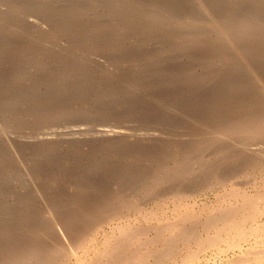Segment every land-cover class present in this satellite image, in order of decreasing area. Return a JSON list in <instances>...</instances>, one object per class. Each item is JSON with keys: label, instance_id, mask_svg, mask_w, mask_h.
<instances>
[{"label": "rangeland", "instance_id": "1", "mask_svg": "<svg viewBox=\"0 0 264 264\" xmlns=\"http://www.w3.org/2000/svg\"><path fill=\"white\" fill-rule=\"evenodd\" d=\"M263 112L264 0H0V264L72 260L64 225L97 247L108 234L125 242L126 219L106 225L114 209L144 207L129 231L155 236L164 223L144 214L174 221L172 192L197 203L200 224L180 227L204 239L203 221L241 206L232 185L264 194ZM253 219L248 234L263 231L237 249L191 241L201 254L191 264H246L264 248V213ZM177 249L158 264H184L188 248Z\"/></svg>", "mask_w": 264, "mask_h": 264}, {"label": "bare ground", "instance_id": "2", "mask_svg": "<svg viewBox=\"0 0 264 264\" xmlns=\"http://www.w3.org/2000/svg\"><path fill=\"white\" fill-rule=\"evenodd\" d=\"M36 24V23H35ZM264 113V112H263ZM262 116H264V114H262ZM262 116H260V117H262ZM254 117V116H253ZM248 118V117H247ZM249 119V118H248ZM256 119V118H255ZM262 119H264V118H261L260 119V121L262 120ZM257 120V119H256ZM255 120V121H256ZM250 121H251V118H250ZM254 121V120H253ZM249 121L247 120L246 121V123H248ZM252 122V121H251ZM255 123H257V121L256 122H254V124ZM260 123H262V122H260ZM251 125V124H250ZM252 126V125H251ZM260 127H261V125H259ZM264 126V125H263ZM262 128H264V127H262ZM257 130H258V127L256 128ZM74 134H75V132H74ZM76 135H78V133L76 132ZM89 135V134H88ZM91 135V134H90ZM79 136V135H78ZM87 136V135H86ZM84 137V136H83ZM255 149H259V148H255ZM264 165V164H263ZM262 166V165H261ZM264 167V166H263ZM257 171V170H256ZM259 171V170H258ZM264 170H262L260 173H261V175H262V172H263ZM259 173V174H260ZM164 175V174H163ZM150 176V175H149ZM149 176H147L148 177V179H149ZM161 176H162V174H161ZM146 177V178H147ZM159 177H160V175H159ZM262 177H264V172H263V176ZM156 178V177H155ZM259 178H260V176H259ZM142 179V178H141ZM144 179H145V177H144ZM151 179H154L153 177L152 178H150V180ZM264 179V178H263ZM260 181L262 180V179H259ZM143 182V181H142ZM153 182H157V179H155V181L153 180ZM255 182V181H254ZM258 182V181H257ZM263 182V181H262ZM261 182V183H262ZM256 183V182H255ZM143 184H144V182H143ZM148 184V183H147ZM155 184V183H154ZM154 184H152L153 186H154ZM263 184V183H262ZM156 185V184H155ZM147 186V185H146ZM259 186V185H258ZM257 186V187H258ZM148 187H151V185H148ZM148 187L145 189H143V191H145V190H147L148 189ZM254 187H255V184H254ZM261 187V186H260ZM227 188V187H226ZM232 189H229V191H230V196H228V197H231V199H235L236 201H238L239 203H241V206H235L234 205V209L233 208H231L230 206V209H227L226 211L224 210L218 217H216L215 219H213V218H210V219H207V220H205V221H203V224L201 223V225H203V227H204V229L206 230V231H209V230H214V234L211 236L210 234H209V232H206L205 231V238L203 239V238H201V240H200V238H197L194 234H195V231L194 230H191L190 231V229H188L189 231H187V230H184L185 228H186V226L184 227V225H182L181 227H184V228H181L180 227V225L183 223V224H186V223H190V224H192V222L194 221V219L197 217L196 215V217L194 218V214H193V212H192V208L194 207V205H197V203H195V201H194V203L192 204V206H191V204L189 205V204H187V203H185L186 202V200H185V198H186V196H185V198H184V200L185 201H183V195L184 194H186V193H182V192H180V191H176V192H180V196L179 195H175V192H174V194H170V196L172 195V196H176L175 198L173 197L172 199H178V200H176V201H173V202H175V203H173L172 205L174 206L172 209H171V212L173 213V218L175 217V220L174 221H172L171 222V220L170 221H168V216H167V218L165 217V216H162V213H160L159 212V210L158 211H156V209L154 210V211H152L153 209V207H151L149 210H151V211H148L149 213H146L147 215H145L144 214V216H145V221L146 222H151V221H158V222H160V223H158L157 222V224H162V223H164L163 225H161V227H160V225H158V229H155L156 230V232H155V236L153 235V236H151V237H148L147 236V233H148V230L146 229V228H143V229H145V230H143V229H137V230H135V231H129V229H131V227L128 225L130 222H131V218L133 217V215H134V217L135 216H139V215H141L142 214V210H143V208H142V210L139 212V211H135L134 210V212H133V215H126L124 212H123V214L124 215H122V214H119V212L117 213V211H115L114 212V210H113V212H111L110 211V213L112 214L111 215V217H108L110 220H108L109 222H107L106 223V225H109V224H113V222L115 221H117L118 219H122L121 221H123V220H127L126 221V224L124 225V226H121L122 225V223L121 222H119L120 220H118V222L119 223H121V225L119 226V228H118V225H117V227L116 226H114V227H116V228H118V229H120L119 231H121L120 233H121V235H123V234H127V237H126V235H124L125 236V242H120V240H118V241H115L114 239H115V237H116V235H115V237H113V236H110L109 234H108V236L106 235V236H104L103 237V242H101L102 243V246L100 245V246H95V243H94V241H95V238H87V237H85L84 235L83 236H74L73 234H69V232H68V228L66 229V228H64L65 227V225L63 226V228H62V226H60L61 228H60V236H61V238L63 239V240H65V241H68V243L72 246V248H73V250L75 251V253H74V256H75V259H74V256H73V258H72V260L71 259H67V256H64L63 254H64V252L65 251H63V256L65 257L64 258V260H62V261H58V262H56V263H53L51 260V262H49V259H47L48 261L47 262H49L48 264H149L150 263V261H152L153 260V262H155V264H158V262L160 261V262H162V261H170V260H173V259H175L176 257V255H175V250H177V251H179V249H177V247H178V245H183L184 246V249L186 250L187 248V254L186 255H183L182 256V258L184 259V264H191L192 262H197V260H199V258H198V255H201L200 253L199 254H197L198 253V251H195V249L193 248V250L195 251V252H191L190 251V249H191V247H190V243H191V241H195V245H196V247H197V249L196 250H201V249H203L204 247L206 248L207 246H209V247H211L213 244H214V247H215V244L217 243V244H219V245H221L220 243L221 242H223L224 243V245L226 244L225 242H224V240L223 241H221L223 238H228V240L229 239H231L232 241H234L233 242V246H231L233 249H237V247H235V246H238L239 245V243H240V241H242V240H244V239H246V237L248 236V235H250V234H253L254 232H255V234H256V232L257 231H259V230H261L260 229V227L259 228H257L256 227V225H255V228H254V224H253V227H251V225L249 226V227H251V228H254V229H251V233L250 234H248V232H247V230L249 231V229H247V228H245V226L246 225H248V223H249V221L251 222V220L253 219V218H256V216L257 215H261V214H263L264 213V211H262L263 210V208L260 210L259 208H258V206H259V204H260V202H261V200L262 199H264L263 197V192L262 193H257V194H246V193H240L239 191H238V188H236L235 187V185L233 186L232 185V187H231ZM263 188H264V186H263ZM153 189V188H152ZM152 189H148V190H151L152 191V193H153V190ZM225 190V189H224ZM251 190H252V187H251ZM254 190H255V188H254ZM141 191H142V189H141ZM151 191H147V192H149V193H151ZM221 191V190H220ZM227 190H225L224 191V193L226 192ZM243 191V190H242ZM253 191V190H252ZM261 191H263V190H261ZM228 192V191H227ZM250 192V191H249ZM257 192V191H256ZM146 193V192H145ZM155 193V192H154ZM153 193V194H154ZM183 195H182V194ZM253 193H255V192H253ZM152 194V195H153ZM168 194V195H169ZM219 194V193H218ZM188 195V194H187ZM220 195V194H219ZM222 195H225V194H223V192H222ZM227 195V194H226ZM120 196V195H119ZM171 196V197H172ZM189 196V195H188ZM187 196V197H188ZM218 196V195H217ZM154 197H155V195H154ZM153 197V199H155ZM225 197V196H224ZM108 198V197H107ZM120 198V197H119ZM189 198V197H188ZM192 198V197H191ZM190 199V198H189ZM104 200V199H103ZM102 199L100 200V201H103ZM123 200V199H122ZM125 200V199H124ZM123 200V201H124ZM164 200V199H163ZM167 201L169 200L168 198L166 199ZM193 200H195V199H193ZM219 200V199H218ZM98 201H99V199H98ZM97 201V202H98ZM126 201V200H125ZM125 201H124V204H126L127 203V205L129 204L127 201H126V203H125ZM155 201H157V199L155 200ZM160 201V200H159ZM158 201V202H159ZM172 201V200H171ZM192 201V200H191ZM119 201H117V203H118ZM164 202H166V201H164ZM163 202V203H164ZM193 202V201H192ZM226 202V201H225ZM100 203V202H99ZM106 203V202H105ZM117 203L115 202L114 203V207L117 205ZM217 203V202H216ZM223 203V202H222ZM230 203H232V202H230ZM108 204V203H107ZM113 204V203H112ZM124 204L122 203V205L124 206ZM132 204V203H131ZM134 204V203H133ZM157 204H160V203H157ZM167 204V203H166ZM166 204L165 205H163L164 206V208H165V206H166ZM170 204V203H169ZM212 204V203H211ZM219 205H222V204H220V203H218ZM217 204V205H218ZM235 204H236V202H235ZM263 204V203H262ZM55 205V204H54ZM103 205V208L105 209L107 206H105V204H102ZM101 205V206H102ZM109 205H110V203L108 204V208H109ZM136 205V204H135ZM147 205H149V204H147ZM199 205V204H198ZM207 205V204H206ZM218 205V206H219ZM226 205H227V203H226ZM229 205V204H228ZM227 205V206H228ZM237 205V204H236ZM119 206H121L120 205V202L118 203V207ZM131 206H133V205H131ZM131 206H130V208H129V210L131 209ZM154 206H156V205H154ZM158 206V205H157ZM168 206V205H167ZM203 206H204V204H202V208H203ZM208 206H210L209 204L207 205V207ZM213 207L215 206V205H212ZM263 206V205H262ZM112 207V206H111ZM127 207V206H126ZM137 207V206H136ZM135 206H134V209H139L138 207H139V204H138V207L136 208ZM149 207V206H148ZM148 207H146V208H148ZM158 207H160V206H158ZM171 207V206H170ZM198 207V206H197ZM200 207V206H199ZM228 207V208H229ZM87 208H88V206H87ZM107 208V209H108ZM117 208V207H116ZM120 209L122 208V207H119ZM119 208H117V209H119ZM124 208V210H125V207H123ZM145 208V209H146ZM157 208V207H156ZM162 208V207H161ZM160 208V209H161ZM195 208V207H194ZM193 208V209H194ZM202 208H201V210H202ZM205 208V207H204ZM225 208V207H224ZM261 208V207H260ZM55 209V208H54ZM80 209H83V208H80ZM84 209H86V207L84 208ZM92 208H90V210H91ZM107 209H105V214H106V210ZM120 209L118 210V211H120ZM127 209V208H126ZM198 209H200V208H197V211H198ZM216 209H219V208H216ZM60 210V209H59ZM90 210H85V211H90ZM133 210V209H132ZM205 210V209H204ZM214 210V209H213ZM213 210L212 209H210V210H208V211H210V214L211 213H213ZM58 211V210H57ZM56 211V212H57ZM61 211V210H60ZM104 211V210H103ZM102 211V212H103ZM169 211V210H168ZM212 211V212H211ZM222 211V210H221ZM120 212H122V209H121V211ZM128 212V211H127ZM162 212H164V210H162ZM201 212H204V211H201ZM220 213L219 211H216L215 212V210H214V213L216 214V213ZM65 213V212H64ZM64 213H62V214H64ZM82 212H80V214H81ZM90 212H88L87 214H89ZM108 213H109V211H108ZM110 213L109 214H107V215H110ZM165 213H167V212H164L163 213V215H165ZM206 213H208V212H206ZM213 213V214H214ZM57 214H59V212H57ZM66 214H69V213H66ZM87 214H85V215H87ZM161 214V215H160ZM168 214H169V212H168ZM198 214V213H197ZM201 214V213H200ZM106 215V216H107ZM121 215V216H120ZM143 215V214H142ZM91 216V215H90ZM172 216V215H171ZM203 216V215H202ZM263 216V215H262ZM66 217V216H65ZM140 217V216H139ZM170 217V216H169ZM207 217V216H206ZM59 218V217H58ZM70 218H72L71 216H70ZM89 218V215L87 216V219ZM107 218V219H108ZM136 218V217H135ZM134 218V219H135ZM141 218V217H140ZM144 218V217H143ZM142 218V219H143ZM166 218V219H165ZM204 218V217H203ZM60 219V218H59ZM133 219V220H134ZM137 219V218H136ZM198 219H200V217L199 218H196L195 219V221L194 222H196V223H193L194 225H196V227L200 224V223H197V221H198ZM67 221H68V219H66ZM139 220V219H138ZM138 220H137V222H138ZM254 220V219H253ZM70 221V220H69ZM102 221V220H101ZM101 221H99L100 223H101ZM135 222H136V220H134ZM200 221V220H199ZM255 221V220H254ZM254 221L252 222V223H254ZM259 221V220H258ZM65 222V221H64ZM63 222V223H64ZM96 222V221H95ZM98 222V223H99ZM102 222H105V221H102ZM133 222V221H132ZM144 222V221H143ZM162 222V223H161ZM62 223V222H61ZM68 223V222H67ZM71 223V222H70ZM142 223V221H140V224ZM145 223V222H144ZM156 223V222H155ZM72 224V223H71ZM70 224V225H71ZM91 223H89V224H86V225H90ZM93 224V223H92ZM97 224V223H96ZM103 224V223H102ZM102 224H101V226H102ZM114 224H117V222L116 223H114ZM139 224V223H138ZM137 224V225H138ZM151 224V223H150ZM153 224H154V222H153ZM70 225H66V226H70ZM131 225H133V224H131ZM142 225V224H141ZM194 225H192V226H194ZM258 225H260V223L258 224ZM257 225V226H258ZM263 225H264V223H263ZM91 226V225H90ZM89 226V227H90ZM96 226V225H95ZM97 226H99V229L101 228V226L99 225V224H97ZM96 226V227H97ZM111 226V225H110ZM143 226V225H142ZM142 226H140V227H142ZM151 226V225H150ZM59 227V226H58ZM92 227V226H91ZM130 227V228H129ZM139 227V226H138ZM144 227V226H143ZM153 227H155L154 225L153 226H151L150 228H152V229H154ZM189 227V226H188ZM203 227L201 228V229H203ZM248 227V228H249ZM262 227V226H261ZM93 228H95V227H92V229ZM107 228V227H106ZM111 228H113V227H111ZM135 228V227H134ZM157 228V227H156ZM191 229H192V227H190ZM73 229V228H72ZM86 229V228H85ZM102 229H105L104 227L102 228ZM118 229H117V231H118ZM187 229V228H186ZM199 229V228H198ZM87 230V229H86ZM95 230V229H94ZM151 230V229H150ZM197 230V229H196ZM59 231H58V233H59ZM88 231V230H87ZM86 231V232H87ZM97 231L98 230H96V231H94L95 232V234H97ZM106 231H108V230H106ZM105 231V232H106ZM111 231H113L112 229H111ZM193 231H194V234H193ZM201 231V230H200ZM261 231H263V229L261 230ZM90 232V231H89ZM102 232V231H101ZM114 232V231H113ZM199 232V231H198ZM211 232V231H210ZM91 233H92V231H91ZM98 233H100V230H99V232ZM103 233V232H102ZM108 233H111L110 231H108ZM119 233V232H118ZM119 233V234H120ZM200 233V232H199ZM204 233V232H203ZM212 233V232H211ZM258 233V232H257ZM264 233V232H263ZM262 233V235H264ZM84 234V233H83ZM93 234V233H92ZM104 234H107V233H104ZM114 234V233H113ZM198 234V233H197ZM259 234V233H258ZM121 235H118V236H121ZM199 236H201V234H198ZM197 235V236H198ZM260 235H261V233H260ZM96 236H98V234L96 235ZM95 236V237H96ZM100 236V235H99ZM102 236V235H101ZM197 238V239H199L198 241H197V239L195 238V237ZM198 236V237H199ZM233 236V237H232ZM254 236V235H253ZM252 236V237H253ZM256 236H257V234H256ZM262 237V236H261ZM114 238V239H113ZM117 238V237H116ZM122 237H120V239H121ZM195 238V239H194ZM248 239H249V237H247ZM255 238V237H254ZM101 239V238H100ZM119 239V238H118ZM256 239V238H255ZM259 239V238H258ZM263 239V238H262ZM261 239V240H262ZM247 240V239H246ZM261 240H259V242L261 241ZM122 241V240H121ZM221 241V242H220ZM250 241H251V239H250ZM255 241V240H254ZM97 243H98V241H96ZM229 242H230V240H229ZM244 243H246L245 241H243ZM253 242V241H252ZM100 242H99V244H101ZM193 243V242H192ZM227 243H228V241H227ZM216 244V245H217ZM242 244V243H241ZM257 244L258 243H256L255 242V244L254 245H256L257 246ZM261 244V243H260ZM259 244V245H260ZM264 244V243H263ZM36 246V245H35ZM192 246V245H191ZM218 246V245H217ZM10 246H8V247H5V249H7V248H9ZM187 247V248H186ZM193 247V246H192ZM195 247V248H196ZM213 247V246H212ZM220 247V246H219ZM229 247V246H228ZM254 247V246H253ZM252 247V248H253ZM11 248H13V246L11 247ZM11 248H9V249H11ZM14 248H16L15 246H14ZM33 248H35L36 249V247H31V249H33ZM38 248V247H37ZM40 248V247H39ZM183 248V247H182ZM181 248V249H182ZM224 247H222V249H223ZM243 248V247H242ZM252 248H251V250H252ZM255 248H257V247H255ZM9 249H7L8 251H9ZM41 249V248H40ZM180 249V251H183V249L181 250ZM212 249V248H211ZM226 249V248H225ZM225 249H223L222 251H225ZM229 249H231L230 247L228 248V250ZM232 249V250H233ZM259 249V248H258ZM15 250V249H14ZM13 250V251H14ZM17 250V249H16ZM34 250V249H33ZM12 250H10V252H13ZM18 251H19V249H18ZM30 251V253H32V251L31 250H29ZM179 251V252H180ZM202 251V250H201ZM220 251V250H219ZM221 251V253L223 254V252ZM230 251V250H229ZM254 251H259V250H254ZM9 252V253H10ZM21 251H19V253H20ZM35 252V251H34ZM41 252H42V249H41ZM217 252H218V250H217ZM253 251H251V253H249V255H248V257L247 258H249L250 256H253L251 259H245V261H246V264H264V248L262 249V252H259V253H257V252H255V254L253 255V253H252ZM6 253V251L4 252V254ZM22 253V252H21ZM20 253V254H21ZM24 253V252H23ZM38 253L39 252H37V255H38ZM67 252H65V254H66ZM202 253V252H201ZM257 253V254H256ZM11 254V253H10ZM9 254V255H10ZM13 254V253H12ZM12 254L9 256H6V257H11L12 256ZM19 254V255H20ZM34 254V253H33ZM40 254V253H39ZM45 254V252L43 253L42 252V255L41 256H45L44 255ZM179 254V253H178ZM177 254V255H178ZM182 254H183V252H182ZM219 254H220V252H219ZM14 256L12 257V258H14L15 257V259L17 258V257H20L19 255L17 256L16 254H13ZM16 255V256H15ZM23 256H27V254H23L22 255V258L23 259H26V257H23ZM35 256V255H34ZM39 256V255H38ZM246 256V254L244 255V257ZM178 257V256H177ZM180 257V256H179ZM9 258H7V259H9ZM37 258V257H36ZM63 258V257H62ZM246 258V257H245ZM2 259H5V258H2ZM11 259V258H10ZM18 259V258H17ZM16 259V260H17ZM23 259H21V260H23ZM41 259H43V257L41 258ZM197 259V260H196ZM16 260H14V262L16 261ZM19 260V259H18ZM31 260V259H30ZM196 260V261H195ZM1 261H3V260H0V263H1ZM11 261V260H10ZM26 261V260H25ZM37 261V260H36ZM5 262H6V264H8L7 262H9V261H6L5 260ZM5 262H3L2 264H4ZM12 263H13V260L11 261ZM11 262H9L10 264H12ZM32 262H34V261H32ZM38 263H39V260L37 261ZM46 262V261H45ZM152 262V264H154ZM174 262V261H173ZM172 262V263H173ZM26 263V262H25ZM24 263V264H25ZM29 263V262H28ZM27 263V264H28ZM37 263V264H38ZM175 263V262H174ZM33 264V263H32ZM34 264H36V263H34ZM39 264H43V262L41 261V263H39ZM169 264V263H168Z\"/></svg>", "mask_w": 264, "mask_h": 264}]
</instances>
